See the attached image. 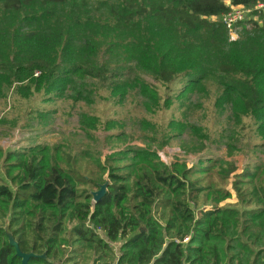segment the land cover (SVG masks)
Returning a JSON list of instances; mask_svg holds the SVG:
<instances>
[{
	"label": "trees",
	"instance_id": "16d2710c",
	"mask_svg": "<svg viewBox=\"0 0 264 264\" xmlns=\"http://www.w3.org/2000/svg\"><path fill=\"white\" fill-rule=\"evenodd\" d=\"M260 2L0 0V97L11 99L14 108L69 97L92 107L99 97L87 79L104 76L107 68L95 72L91 62L109 55L107 61L134 59L159 83L116 72L102 101L124 104L134 94L148 114L158 115L177 101H189L190 109L191 98L214 85L216 108L228 109L233 121L211 138L207 127L177 115L155 122L144 118L143 131L161 133L160 139L153 137L157 145L110 140L103 166L107 191L98 202L91 189L76 183L97 181L75 167L79 158L65 166L50 145L7 149L0 144V210L5 215L12 209L10 226H16L21 249L42 255L29 264H60L53 250L68 223L70 240L74 233L108 248L121 241L118 258L106 264H264V156L250 159L237 172L235 159L201 157L188 167L165 162L158 151L171 145L173 136L190 131L200 142L196 151L215 143L226 146L229 156L264 152ZM233 6L250 9V15L237 23L243 27L240 39L230 41L221 19ZM213 16L219 20L212 22ZM35 112L47 116L42 109L30 111ZM79 122L93 137L103 133L107 141L128 139L123 132L116 134L124 126L116 118L83 111ZM232 189L237 202L222 205ZM46 208L57 211L54 217L46 215ZM24 210L37 218L20 221ZM26 225L31 237L25 235ZM98 229L103 237L97 236ZM0 264H22L1 225Z\"/></svg>",
	"mask_w": 264,
	"mask_h": 264
},
{
	"label": "rangeland",
	"instance_id": "374dc122",
	"mask_svg": "<svg viewBox=\"0 0 264 264\" xmlns=\"http://www.w3.org/2000/svg\"><path fill=\"white\" fill-rule=\"evenodd\" d=\"M229 2V0H226ZM250 13L248 12L242 21L249 19ZM257 19V17H255ZM212 22H217L219 17H211ZM225 24L224 20L221 19ZM226 25V24H225ZM227 28V35L230 41L239 40L243 32L242 26H237L235 30ZM97 58L95 62H91L94 65V69L97 72L106 65L102 77L88 78L90 88L96 89L98 93L97 102L92 107H88L84 101L74 102L71 97L58 100L52 104H38L36 102H30L27 106H23L21 109L14 108L15 105L11 99H5L0 97V121L5 120L3 125L0 122V144L7 149H17L18 147H30L37 144L50 145L53 147L55 156L59 157L60 161L66 166H73L72 159H78L75 167L79 169L80 173H88L92 178L97 179L96 182H90L87 185L82 180H77V185L81 189L88 187L93 191L98 190L101 184L108 182V174L103 170L105 154L110 151L111 148L110 140L115 144L119 140L123 143L138 144L146 146L145 144L151 143L154 147L157 145L153 137L160 139V132H147L143 131L140 122L144 118H148L152 121H161L163 119L171 118L174 115L176 117L184 118L189 120L191 123L207 127L208 131L212 133L211 138L216 137L218 134H222L225 129L231 128L230 123L233 122L228 118L229 110L224 112L219 111L215 105V99L217 97L216 87L214 85H208L207 90L201 91L197 95L191 98L192 107L189 109L187 102L185 105H180L177 101L176 104L167 112H161L160 114H148L142 105V100L139 96L131 95L124 104H115L114 102L102 101V97H106L108 91V85L111 82V75L116 72L122 74H131L132 78H142L154 84H158L155 78L148 72L142 70L131 58L116 59L114 61H107L109 55ZM212 61V60H211ZM84 64V63H83ZM216 66V64H213ZM120 67V68H119ZM122 67V68H121ZM118 68V69H117ZM102 73V72H100ZM109 77V78H108ZM42 109L43 112L47 113V116H41L38 112L33 114L30 113L34 109ZM83 111H90L102 116L112 117L119 120L124 124L116 132L125 133L128 136L119 139L117 137L109 139L105 138L103 133H97L96 137L87 134L80 125L79 116ZM159 129V128H158ZM160 130V129H159ZM161 131V130H160ZM230 134H226L223 138L225 141L228 140ZM222 140V138H220ZM258 140L257 138L252 141ZM200 142L197 140L196 135H193L190 131L185 132L181 136H173L171 145L165 148L159 149L161 158L167 162H182L186 163L188 167H192L197 163L199 158L205 157H224L228 160H237L238 171L244 168V165L258 156L263 157L264 152H256L249 156L248 154H236L229 156L226 146L224 148L213 143L201 151L198 149ZM48 159V158H46ZM212 171L215 168H210ZM105 176H100V173ZM77 174V173H76ZM102 178L105 181L101 182ZM232 180V179H230ZM231 185L229 184V187ZM232 196L221 202L222 205L226 203L237 202V195L234 189L231 190ZM94 201V199H93ZM48 217H54V213L57 212L52 208L45 209ZM12 209L4 215V211L0 210V225L4 226L7 230L8 237L17 241V236L13 233L11 227L12 223ZM20 221H26L29 217L37 218L35 215H29L24 210L20 214ZM67 215L62 220L64 224H67ZM35 221V220H34ZM72 224L68 223V232ZM18 228V224H17ZM25 235L31 237V229L26 225ZM67 232V234H68ZM97 236H104V232L98 229L96 231ZM60 234L58 241L55 245L54 252L60 255V264H106L112 261L119 255V245L121 241H117L114 244H110L108 248L103 246L94 240H86L76 234H72L70 240L69 235ZM117 255V256H116ZM42 256V255H41Z\"/></svg>",
	"mask_w": 264,
	"mask_h": 264
},
{
	"label": "water",
	"instance_id": "95a60500",
	"mask_svg": "<svg viewBox=\"0 0 264 264\" xmlns=\"http://www.w3.org/2000/svg\"><path fill=\"white\" fill-rule=\"evenodd\" d=\"M108 182L101 184L100 188L96 191H93V199L95 202H98L106 193L107 191ZM11 244H13L16 248V254L21 258L22 264H29V261L32 257H40L41 255L35 252H25L21 249L19 242L13 241L9 238Z\"/></svg>",
	"mask_w": 264,
	"mask_h": 264
},
{
	"label": "built area",
	"instance_id": "2783aa9c",
	"mask_svg": "<svg viewBox=\"0 0 264 264\" xmlns=\"http://www.w3.org/2000/svg\"><path fill=\"white\" fill-rule=\"evenodd\" d=\"M257 8L264 9V0L258 3ZM248 12L250 13V9L243 6H233L232 10L224 14L222 19L228 28L235 30V28H237V23L242 21Z\"/></svg>",
	"mask_w": 264,
	"mask_h": 264
},
{
	"label": "crops",
	"instance_id": "0c3cea01",
	"mask_svg": "<svg viewBox=\"0 0 264 264\" xmlns=\"http://www.w3.org/2000/svg\"><path fill=\"white\" fill-rule=\"evenodd\" d=\"M111 244H114V243H111ZM110 247H111V245H110ZM117 256V255H116ZM119 256V255H118ZM118 256L116 257V258H118Z\"/></svg>",
	"mask_w": 264,
	"mask_h": 264
}]
</instances>
